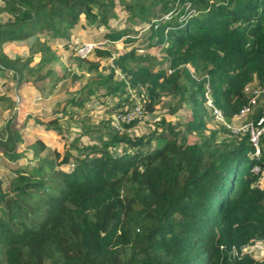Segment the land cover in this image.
<instances>
[{"label":"trees","instance_id":"16d2710c","mask_svg":"<svg viewBox=\"0 0 264 264\" xmlns=\"http://www.w3.org/2000/svg\"><path fill=\"white\" fill-rule=\"evenodd\" d=\"M116 1L133 21L146 19L139 11L149 13L159 3L172 12L151 22L145 48L123 38L129 29L104 30L103 40L131 44L115 54L94 49L109 61L105 73L99 59L75 52L76 65L86 64L92 74L63 98L42 99L45 114L32 120L59 131L61 116L72 113L67 105H82L100 87L123 95L115 110L139 97L144 114L155 117L168 95L169 112L187 102L191 118L172 122L162 116L152 131L134 136L128 129L136 119L123 130L111 124L101 143L62 157L55 150V163L39 160L33 167L20 162V131L6 122L0 131V154L11 159L3 163L4 185L0 179L3 264H264V256L244 250L264 243V135L256 156L247 135L223 124L211 128L205 97L208 91L230 120L248 103L245 86H264V0H3L0 70L10 72L19 102L34 107L42 97L34 79L55 57L52 45L76 51L79 30L108 26ZM31 37L29 52L10 50L14 41ZM37 52L42 64L30 79L28 65ZM162 60L165 66L158 67ZM259 112L260 105L253 115ZM221 130L227 134L219 139ZM118 144L121 151L112 152ZM44 147L37 139L32 151Z\"/></svg>","mask_w":264,"mask_h":264},{"label":"rangeland","instance_id":"374dc122","mask_svg":"<svg viewBox=\"0 0 264 264\" xmlns=\"http://www.w3.org/2000/svg\"><path fill=\"white\" fill-rule=\"evenodd\" d=\"M113 13L109 14V25H101L99 27H94L93 25H87L84 29H80V36H75L76 44H81L85 41H100L103 43V47L109 48L113 54L128 49L129 44L127 41L120 39L115 43H109L107 40H103L102 32L109 29H129V34L125 35L135 38L133 43L140 48H145V45L149 41L147 34L149 32V27L152 21L160 18H165L171 14L172 11L166 10L165 5L161 3L151 5L149 13L144 10H140V15L148 16L143 21L139 20V17L135 16V21L130 18L129 12L125 7L122 6L118 1H116ZM3 4V0H0V5ZM187 7H190L189 3H186ZM169 6V5H167ZM180 4L175 1L173 4L174 9ZM186 7V9H187ZM192 10V9H191ZM144 11V13H142ZM3 12H0V17ZM138 14V15H139ZM81 18L86 21L84 14L81 13ZM138 20V21H137ZM97 28V29H96ZM153 38L152 40H154ZM34 38H28L24 40H16L12 43L10 50L21 52L27 49L29 52V46L33 42ZM55 53V57L52 59L49 65H45V74L40 75L38 78L34 79V85L38 90H40L41 99H34L35 106L32 107L31 103H25L23 101L19 102V96L15 93L14 89L16 84L8 71L0 70V131L3 130L4 124L7 122L11 124L15 130L20 131L21 141H17L16 149L17 151H23V156L20 158L22 164H26L29 167H33L38 164L39 160H47L55 163L54 151L58 150L60 152L59 157L66 151H70L75 155L79 148L87 144H99L103 139L107 138V131L111 125V118L113 111L115 110L113 106L117 104L119 98L122 96L111 95L105 93L104 88L100 87L94 91L80 106H70L67 105V110L71 109L72 113L68 115L65 113L59 120L60 130H45L39 124L34 123L32 120L35 114H45L43 109L47 107L46 103L41 100L44 98H63L70 91L78 88L81 84L87 81V78L92 74V72H87L85 70L86 64L83 67L76 65V51L72 46H68L64 49V45L60 43H55L52 45ZM74 47V46H73ZM102 47V48H103ZM94 51V50H93ZM91 52L85 58L89 60L99 59L94 52ZM159 58L163 57L162 52L156 53ZM100 66L102 71L107 72L106 66L108 64L107 58H101ZM42 64L40 61V52L34 53L29 67L31 68L30 73L27 74L30 79L34 78L38 74L39 66ZM165 60H162L158 67L165 66ZM191 71L195 74L197 72L189 66ZM55 70L56 75L50 77L49 72ZM77 73L81 77L73 78V74ZM11 83V84H10ZM9 84V85H8ZM8 87V89H7ZM86 93V89L83 90ZM135 96H138L135 94ZM36 96V95H35ZM139 98V97H137ZM135 97L134 100H137ZM166 103L157 106L156 110L153 112L152 117L150 114H144L142 118L136 119L133 126L128 129L130 135H139L141 133H146L152 131L156 126V120L164 116L166 120H171L172 122H184L191 118V106L184 102L183 106L176 110L174 113H170L168 110V102L171 100L170 96H164ZM18 100V101H17ZM23 103H25L23 105ZM17 114V115H16ZM27 114H30V119L27 118ZM60 115V113H58ZM235 123L241 121V119H234ZM218 122L214 119H208V125L211 128H217ZM4 132V131H3ZM227 133L222 130L218 132V138L226 136ZM194 139L195 137H190ZM37 139H41L45 143V147L33 153L32 145ZM111 151L118 153L121 151V145L118 144L116 147H111ZM58 157V158H59ZM10 158L8 155L2 156L0 154V179L3 182L7 181V172L3 163ZM11 160V159H10ZM9 160V161H10ZM42 166H44L42 164ZM72 166L69 164H62V168H70ZM263 177H261L260 183H263ZM35 194V193H34ZM35 197L38 195H34ZM35 197L27 198L26 200L33 201ZM250 254L257 258H262L264 256V243H254L253 245H248L244 248ZM2 254H0V264H3Z\"/></svg>","mask_w":264,"mask_h":264},{"label":"built area","instance_id":"2783aa9c","mask_svg":"<svg viewBox=\"0 0 264 264\" xmlns=\"http://www.w3.org/2000/svg\"><path fill=\"white\" fill-rule=\"evenodd\" d=\"M96 47L102 48L103 43L100 41H85L77 45L76 52L81 57H86ZM249 96L248 103L245 104L238 113L230 120L226 119L221 108L215 105L212 97L205 92L206 106L214 119L219 124L226 126L232 133L247 135L249 141L254 146V154H260V139L264 135V86L258 83L247 84L244 88ZM130 105L120 106L112 114L111 124L118 130H123V124L131 122L144 116L142 104L134 100ZM260 105V112L256 116L253 113L256 107ZM234 119H241L235 123ZM256 171L258 167L254 168Z\"/></svg>","mask_w":264,"mask_h":264}]
</instances>
